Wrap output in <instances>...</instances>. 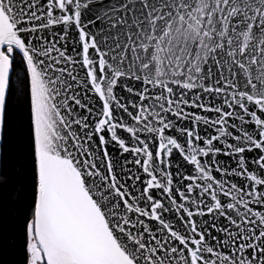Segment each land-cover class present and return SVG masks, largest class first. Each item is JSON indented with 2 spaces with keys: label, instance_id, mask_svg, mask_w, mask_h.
I'll list each match as a JSON object with an SVG mask.
<instances>
[{
  "label": "snow or ice",
  "instance_id": "6c2138e0",
  "mask_svg": "<svg viewBox=\"0 0 264 264\" xmlns=\"http://www.w3.org/2000/svg\"><path fill=\"white\" fill-rule=\"evenodd\" d=\"M17 127L23 264H264V0H0Z\"/></svg>",
  "mask_w": 264,
  "mask_h": 264
},
{
  "label": "trees",
  "instance_id": "16d2710c",
  "mask_svg": "<svg viewBox=\"0 0 264 264\" xmlns=\"http://www.w3.org/2000/svg\"><path fill=\"white\" fill-rule=\"evenodd\" d=\"M17 124L22 121L23 99L17 109ZM22 127L14 129L1 153L0 162V264H23L21 218L30 200L27 160L21 155Z\"/></svg>",
  "mask_w": 264,
  "mask_h": 264
},
{
  "label": "water",
  "instance_id": "95a60500",
  "mask_svg": "<svg viewBox=\"0 0 264 264\" xmlns=\"http://www.w3.org/2000/svg\"><path fill=\"white\" fill-rule=\"evenodd\" d=\"M0 162H1V153H0Z\"/></svg>",
  "mask_w": 264,
  "mask_h": 264
}]
</instances>
